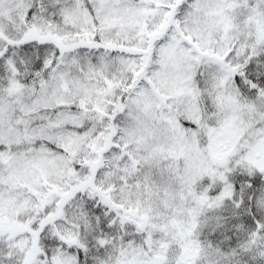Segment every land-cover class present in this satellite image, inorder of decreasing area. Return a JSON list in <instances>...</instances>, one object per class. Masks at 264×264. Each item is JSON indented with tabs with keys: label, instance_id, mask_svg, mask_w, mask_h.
Listing matches in <instances>:
<instances>
[{
	"label": "snow or ice",
	"instance_id": "snow-or-ice-1",
	"mask_svg": "<svg viewBox=\"0 0 264 264\" xmlns=\"http://www.w3.org/2000/svg\"><path fill=\"white\" fill-rule=\"evenodd\" d=\"M0 264H264V0H0Z\"/></svg>",
	"mask_w": 264,
	"mask_h": 264
}]
</instances>
